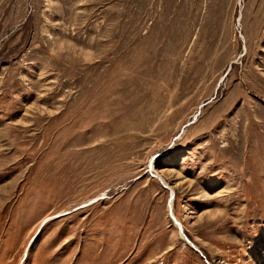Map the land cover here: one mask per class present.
<instances>
[{"label":"rangeland","instance_id":"374dc122","mask_svg":"<svg viewBox=\"0 0 264 264\" xmlns=\"http://www.w3.org/2000/svg\"><path fill=\"white\" fill-rule=\"evenodd\" d=\"M0 264H264V0H0Z\"/></svg>","mask_w":264,"mask_h":264},{"label":"water","instance_id":"95a60500","mask_svg":"<svg viewBox=\"0 0 264 264\" xmlns=\"http://www.w3.org/2000/svg\"><path fill=\"white\" fill-rule=\"evenodd\" d=\"M174 198H175V193L172 190L171 191V199H170V201L173 202L174 201ZM169 211H170L171 217L175 220V222L178 223L179 230H180V233H181L182 237L185 236V232H184V228L182 227V224L179 221H177L176 218H175L174 211H173V206H169Z\"/></svg>","mask_w":264,"mask_h":264},{"label":"bare ground","instance_id":"6f19581e","mask_svg":"<svg viewBox=\"0 0 264 264\" xmlns=\"http://www.w3.org/2000/svg\"><path fill=\"white\" fill-rule=\"evenodd\" d=\"M181 184H182V183H181ZM170 205L173 206V205H172V201H170Z\"/></svg>","mask_w":264,"mask_h":264}]
</instances>
